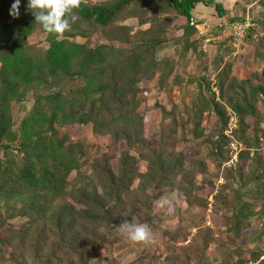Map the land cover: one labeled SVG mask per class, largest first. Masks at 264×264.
<instances>
[{"label":"trees","instance_id":"16d2710c","mask_svg":"<svg viewBox=\"0 0 264 264\" xmlns=\"http://www.w3.org/2000/svg\"><path fill=\"white\" fill-rule=\"evenodd\" d=\"M12 3L0 0V264H264L263 247L239 244L255 222L251 240L264 241V42L248 31L239 59L256 68L239 77L232 61L208 63L204 37L189 24L201 4L229 21L250 7L264 28V0H235L241 12L220 0H87L59 39L26 12L28 0L19 18L9 15ZM214 28L208 36H221ZM169 42L176 55L158 59ZM229 112L244 147L230 166ZM151 113L160 118L156 141ZM72 125L89 127L105 151L72 139ZM165 201L177 205L172 230L158 211ZM208 210L220 217L217 238L205 226ZM133 220L150 227L155 244L120 231Z\"/></svg>","mask_w":264,"mask_h":264},{"label":"rangeland","instance_id":"374dc122","mask_svg":"<svg viewBox=\"0 0 264 264\" xmlns=\"http://www.w3.org/2000/svg\"><path fill=\"white\" fill-rule=\"evenodd\" d=\"M220 1H222L224 7L228 8L229 6H232L230 9L231 11H229V12H233V11L234 12H241V9L239 7L235 8V6L233 5L235 0H220ZM235 10H237V11H235ZM193 14H194L193 15L194 18H196V19L200 18L201 22H207L211 25H214L218 21V19L215 17V15L213 13H211V10H210L209 14L208 13L204 14V13L198 12V10L195 8L193 10ZM231 15L232 14H229L227 16L230 17ZM126 24L134 26V29H137V27H138V25L136 24V22L134 20H129L126 22ZM214 29L215 28H213V30ZM211 35H212V33H211ZM212 36H215L214 33ZM209 37L213 38L211 36H209ZM220 37H221V39L219 41L213 40L210 43H208L205 47H203V49H202V51L206 52L205 54L207 55L206 57H207L208 63L211 64V66H215L214 68H217L218 66H221V64H223L224 61H232L234 64V71L238 73L239 77L247 74V71L250 70L251 68H256V66L252 65V64L249 66L246 65L245 63L243 64V62H241V59H239L241 54L229 53L228 48L223 46V44H225V43H222L223 41L227 40L226 35L224 34L223 36L221 35ZM39 38H42V37L41 36H38L36 38L32 37L31 39H29V42L34 43L37 40H39ZM220 42L222 43V45ZM218 43H220V44H218ZM174 55H176V47H175V45H173V43L169 42V43L165 44V46H163L162 48L158 49L156 57L158 59H163V58H168V57H171ZM190 66L193 68H196L197 67V61L192 59ZM211 66H210V69L212 71L214 70L213 73H216V70L213 67L211 68ZM213 77H212L211 83L214 85L215 80ZM144 84H145V86H144L145 89H147V87L149 89H151V95L153 96V94L155 93V91L152 89L154 83L153 82H145ZM217 95L218 94H216V96ZM20 107H22V111L20 113V117H22L30 109L31 102L29 100H27V102L20 105ZM228 115H229V121L231 118H233L234 122L236 123V116L234 115V113L229 112ZM159 119H160L159 116H156L154 113H151L150 115H148V117L145 120L146 126L150 127L151 124H154L152 130L148 133L152 134V132H154V134L157 135L154 138L155 141L158 139L160 126H161V124L159 123ZM229 121H228V124H229ZM214 122H215V118L213 116H209V119L206 117L204 118L203 125L206 127L207 132H209V131L211 132V130H213ZM262 127L264 128V125H262ZM67 131H68V133L72 139L86 138L90 144L94 145V148L92 147L93 151L95 150V148H97V146H100V144L102 145L103 151H105L104 141H102L99 137L92 135L89 127H80V126L72 125V126L68 127ZM231 135L233 136V133ZM170 143L171 142L168 141L169 145H170ZM189 153L191 155H198L199 154V153L194 152L193 150H189ZM138 167H139L140 171H144L145 162L139 161ZM217 172H218L217 168H215L213 165L208 164V173H210L216 177ZM219 173H220V170H219ZM197 178H198L197 180H200L199 176H197ZM218 182H219L218 184L222 183L221 177L218 179ZM208 191L209 190L207 188L204 190V193H208ZM215 193L216 192L214 191L212 194H210L208 196V200L212 201V196ZM172 194H174V192ZM175 206H177V205H175ZM175 206H173L171 204V202L165 201L163 204H159V209H158L159 212L163 213L164 218H166V220H167L166 222H164V226L171 229V230L176 227V223H177L175 219H170V216H169L173 212V210L175 209ZM211 208H212L211 205L208 206V209H211ZM213 221H214V223H215V221L219 222L220 217L215 216V213L213 211L208 210L207 215L205 217V226L211 228L214 231V238H217L219 233L217 232V228L214 226ZM256 224H257L256 222L254 224H252L250 226L251 230L248 231L245 235H243L242 238L240 239L239 244L243 245L244 248H246V247L250 248V249H252V248L255 249V248H260V247L264 248V241L260 242V243H253V241L251 240L252 236L249 235L252 233V230H254L255 227H257ZM192 232L194 233L195 230H192ZM212 250H213V248H212ZM242 254H244V253H242ZM106 256H107L106 253L103 251L98 253V258L101 261H104ZM215 262H217V261H215Z\"/></svg>","mask_w":264,"mask_h":264},{"label":"clouds","instance_id":"9594fccd","mask_svg":"<svg viewBox=\"0 0 264 264\" xmlns=\"http://www.w3.org/2000/svg\"><path fill=\"white\" fill-rule=\"evenodd\" d=\"M87 5V0H28L26 12H31L34 20L43 30L58 39L65 32L72 30V23L77 20V13L82 6ZM21 0H14L9 15L13 18L20 16ZM120 231L126 234L133 243L144 245L155 244V237L147 224L129 223L124 221Z\"/></svg>","mask_w":264,"mask_h":264},{"label":"built area","instance_id":"2783aa9c","mask_svg":"<svg viewBox=\"0 0 264 264\" xmlns=\"http://www.w3.org/2000/svg\"><path fill=\"white\" fill-rule=\"evenodd\" d=\"M190 26H193L197 31L198 35L204 37L203 47H205L209 42L213 40H220L221 37H214L210 38L208 33L214 27L222 30V36L225 34L226 38H230L229 45L233 48V54H240L244 49L242 48L243 41L248 33L249 30L253 29L254 32L251 33V37L254 41L262 40L264 42V28H260L258 23L253 20L250 15V7H248L241 20H225V19H218V21L211 25L207 22L198 23L197 19L191 17L189 19ZM215 94H218V91L215 87L212 88ZM236 127V123L234 119L231 118L228 124V130L226 131V135L232 138V141L229 144V150L231 158L226 165H234L237 160V155L240 151L244 149L243 144L235 139L231 134L233 129ZM264 154V147L262 149ZM264 222V218L262 219ZM264 259V257H262Z\"/></svg>","mask_w":264,"mask_h":264},{"label":"crops","instance_id":"0c3cea01","mask_svg":"<svg viewBox=\"0 0 264 264\" xmlns=\"http://www.w3.org/2000/svg\"><path fill=\"white\" fill-rule=\"evenodd\" d=\"M231 5V4H230ZM232 6H229L228 8L227 7H224L225 9L229 10L231 9ZM196 9L198 10V12H201V13H204V14H209L210 13V9H208L207 7L199 4L196 6ZM200 14V13H199ZM231 14V13H230ZM224 42V41H223ZM221 43V42H220ZM227 46H229V44L227 43Z\"/></svg>","mask_w":264,"mask_h":264}]
</instances>
